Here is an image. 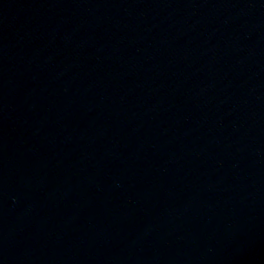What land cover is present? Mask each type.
I'll list each match as a JSON object with an SVG mask.
<instances>
[{"label":"water","instance_id":"95a60500","mask_svg":"<svg viewBox=\"0 0 264 264\" xmlns=\"http://www.w3.org/2000/svg\"><path fill=\"white\" fill-rule=\"evenodd\" d=\"M0 264H264V0H0Z\"/></svg>","mask_w":264,"mask_h":264}]
</instances>
